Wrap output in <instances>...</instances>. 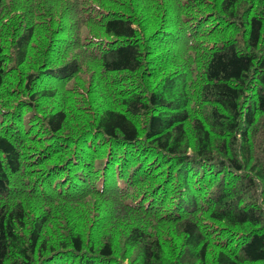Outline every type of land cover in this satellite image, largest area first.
<instances>
[{
  "label": "trees",
  "instance_id": "16d2710c",
  "mask_svg": "<svg viewBox=\"0 0 264 264\" xmlns=\"http://www.w3.org/2000/svg\"><path fill=\"white\" fill-rule=\"evenodd\" d=\"M0 264H264V0H0Z\"/></svg>",
  "mask_w": 264,
  "mask_h": 264
},
{
  "label": "rangeland",
  "instance_id": "374dc122",
  "mask_svg": "<svg viewBox=\"0 0 264 264\" xmlns=\"http://www.w3.org/2000/svg\"><path fill=\"white\" fill-rule=\"evenodd\" d=\"M40 83H41L42 86H47L49 84H52L49 81H47L45 78L43 79V83L42 82H40Z\"/></svg>",
  "mask_w": 264,
  "mask_h": 264
}]
</instances>
